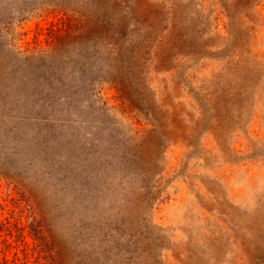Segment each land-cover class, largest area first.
<instances>
[{"label": "rangeland", "instance_id": "rangeland-1", "mask_svg": "<svg viewBox=\"0 0 264 264\" xmlns=\"http://www.w3.org/2000/svg\"><path fill=\"white\" fill-rule=\"evenodd\" d=\"M206 3L189 9L192 23L215 11ZM256 9L251 54L263 62L264 0ZM53 23L52 16L0 23V218L23 190L33 191L47 217L57 218L58 238L73 257L67 264H264V121L245 127L246 135L218 139L200 131L186 138L176 125L190 121L180 113L164 173L146 179L150 189L159 182L153 201L138 187L141 168L129 171L121 157L134 137L129 128L148 125L159 103L171 104V118L181 107L193 111L177 105L179 92L154 59L140 76L132 70L125 96L99 63L91 83L76 74L63 83L68 96L57 100V88L30 80L25 66L38 49L58 57L50 51Z\"/></svg>", "mask_w": 264, "mask_h": 264}, {"label": "trees", "instance_id": "trees-1", "mask_svg": "<svg viewBox=\"0 0 264 264\" xmlns=\"http://www.w3.org/2000/svg\"><path fill=\"white\" fill-rule=\"evenodd\" d=\"M209 1L0 0V23L16 27L33 16L54 18L48 37L50 51L58 57L38 49L25 57V66L31 68L30 80L57 88L59 101L69 92L63 83L76 74L91 83L94 64L106 65L105 80L124 96L132 70L140 76L152 59L157 71L170 74L169 89L182 99L177 105L186 103L194 114L181 107L172 110L171 118L166 108L171 104L159 103V114L152 115L148 125L129 128L135 140L120 150L129 171L141 168L138 187L155 201L158 179L151 189L146 179L164 173L163 158L172 144L169 133L180 113L190 121L176 125L186 138L200 131L218 139L246 135L250 131L245 127L264 121V61L251 54L256 30L252 13L256 16L259 0H212L215 11L211 9L204 22L192 23L189 9ZM23 191L10 215L0 218V264L69 263L73 257L58 238L57 218L47 217L48 208L33 191Z\"/></svg>", "mask_w": 264, "mask_h": 264}]
</instances>
